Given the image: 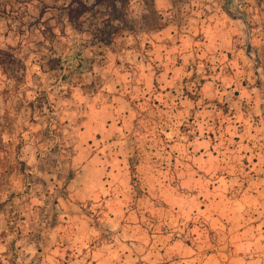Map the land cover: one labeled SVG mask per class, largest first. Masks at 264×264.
<instances>
[{"label":"rangeland","instance_id":"obj_1","mask_svg":"<svg viewBox=\"0 0 264 264\" xmlns=\"http://www.w3.org/2000/svg\"><path fill=\"white\" fill-rule=\"evenodd\" d=\"M208 15L219 19L221 34L233 38L240 70L236 82L247 98L258 100L260 122L253 127L262 123L263 129L264 0H0V264H51L55 258L70 264L74 251L69 249L63 259L55 253L62 245L72 246L81 228L99 229L101 239L109 238L104 232L113 225L98 218L109 208L104 195L84 201L76 196L92 179L89 163L128 164L126 178L136 196L130 205L137 203L143 212L141 224L152 232L177 230L181 237L202 225L207 231L197 245L205 253L219 247L226 260L241 228L264 227L262 194L249 210L231 204L233 196L219 209L208 203V215L223 209L228 216L213 224L216 231L210 221H199V202L190 204L183 197L187 188L164 180L174 173L165 170L168 165L186 161L178 149L168 150L172 141L154 142L149 149L146 141L139 148L140 135L122 143L119 137L85 133L90 116L155 114L151 104L142 105L140 90L134 91L136 54L149 58L160 32L173 25L179 33L185 26L197 28V21ZM200 70L201 77L196 74L190 82L193 101L200 96L202 77L217 72L218 84L232 78V70L210 63ZM228 94L236 99L242 92ZM242 105V112L252 114L253 103L245 99ZM166 111L161 108L159 114ZM212 128L222 136L231 130L223 124ZM254 151H261L259 144L238 147L233 138H220L217 154L209 157L223 165L218 173L225 179L234 176L229 192L237 197L263 190L253 176L262 172L244 171ZM175 192L181 199H175ZM141 195L147 197L137 202Z\"/></svg>","mask_w":264,"mask_h":264},{"label":"crops","instance_id":"obj_2","mask_svg":"<svg viewBox=\"0 0 264 264\" xmlns=\"http://www.w3.org/2000/svg\"><path fill=\"white\" fill-rule=\"evenodd\" d=\"M218 23L219 19L208 15L197 21V28L185 26L181 33L174 25L170 26L153 38L149 58L136 54L134 64L139 75L136 83L141 86L133 83L136 84L134 91L140 90L144 99L142 105L151 104L155 114L129 113L108 118L90 116L85 125L87 137L97 138L99 133H103L104 139L119 137L122 143H128L131 136L140 135L139 148L143 147L145 141L151 143L146 144L149 149L154 148V142L172 141L173 145H168V150L178 149L188 162L168 165L165 170L174 173L164 180L168 181L169 186L176 188L182 184L187 188L183 197L190 204L199 202L201 205L199 212H194L195 217L197 215L199 221L203 220L206 224V221H210V225H219L221 219L228 216H225L223 209L208 215V203L219 209L225 198L233 196L228 200L231 204H240L244 210H249L257 197H261V194L264 197V128L260 129L262 123L257 129L253 127L255 122H260V116L255 115L259 107L258 100L247 98L245 88L236 82L240 70L233 54V38L221 34ZM144 59L150 61L149 65L143 63ZM204 63L217 65L222 70H232V78L223 81L224 84H218L215 81L217 72L202 77L200 96L193 101L189 97L190 82L196 74L197 79L201 77L200 68ZM229 91L235 94L240 91L242 94L233 99L226 96L230 95ZM245 99L248 104L253 103L252 114L241 110ZM221 107L227 108L229 113H223ZM161 108L167 110L165 115L159 114ZM217 124L226 125L231 130L224 136L215 134L212 127ZM242 126H252V129H244L239 133L238 129ZM220 138H233L238 147H255L259 144L261 151L249 155V158H253L252 163L248 155L245 157L250 164L245 166L244 171L247 174L262 172L260 177L253 175L263 183L262 192L258 191L257 195L247 192L244 197L229 192V184L236 181L234 176L225 179L223 172L218 173L219 169L223 171V165L210 162L209 158L217 154ZM261 140L263 142L260 145ZM86 167L91 171L92 179L90 182L85 180L84 187L78 189L77 199L84 201L104 195L109 208L103 210L98 218L107 220L113 227L104 232L109 235L108 239H101L99 229L81 228L72 246H60L55 254L61 259L69 249L75 252L70 264H264V227L241 228V233L237 234L241 238L233 244L232 253L225 260L222 248L216 247L215 251L205 253L197 245L207 231L202 225L193 226L188 236L184 237L177 230L152 232L146 229L140 221L143 212L137 203L135 206L130 205L136 196L130 191V179L126 178L131 172L128 164L89 163ZM236 168L241 169L240 166ZM173 196L176 200L181 199L176 192ZM145 197L147 195H141L137 202H142ZM213 228L216 231L218 227L213 225ZM256 232L257 235H254ZM51 262L62 264L58 258Z\"/></svg>","mask_w":264,"mask_h":264}]
</instances>
